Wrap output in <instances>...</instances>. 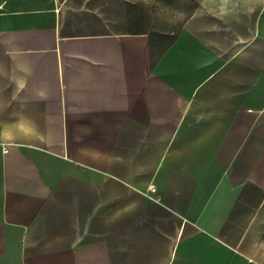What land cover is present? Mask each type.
<instances>
[{
  "label": "crops",
  "instance_id": "crops-1",
  "mask_svg": "<svg viewBox=\"0 0 264 264\" xmlns=\"http://www.w3.org/2000/svg\"><path fill=\"white\" fill-rule=\"evenodd\" d=\"M0 264H264V0H0Z\"/></svg>",
  "mask_w": 264,
  "mask_h": 264
},
{
  "label": "rangeland",
  "instance_id": "rangeland-1",
  "mask_svg": "<svg viewBox=\"0 0 264 264\" xmlns=\"http://www.w3.org/2000/svg\"><path fill=\"white\" fill-rule=\"evenodd\" d=\"M201 2L211 8L218 4L219 0H151V9L155 10L161 19H164L170 14H185Z\"/></svg>",
  "mask_w": 264,
  "mask_h": 264
},
{
  "label": "built area",
  "instance_id": "built-area-1",
  "mask_svg": "<svg viewBox=\"0 0 264 264\" xmlns=\"http://www.w3.org/2000/svg\"><path fill=\"white\" fill-rule=\"evenodd\" d=\"M153 189V188H152Z\"/></svg>",
  "mask_w": 264,
  "mask_h": 264
}]
</instances>
